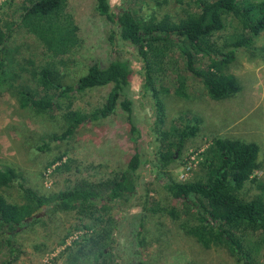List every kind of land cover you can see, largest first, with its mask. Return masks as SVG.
Returning <instances> with one entry per match:
<instances>
[{"label": "trees", "instance_id": "obj_1", "mask_svg": "<svg viewBox=\"0 0 264 264\" xmlns=\"http://www.w3.org/2000/svg\"><path fill=\"white\" fill-rule=\"evenodd\" d=\"M22 6L14 26L24 29L42 45L46 61L37 71L30 73L29 84L15 86L18 105L36 115L60 112L58 133L48 134L38 149L49 150L52 143L68 141L82 123L79 110L73 109V96L99 87L110 89L102 108L93 119L114 114L117 107L125 113L135 152L126 168L112 173L104 180L80 178L64 190L40 194L19 184L21 204H11L0 194V247L5 246L12 257L13 240L9 232L38 223L26 222L37 209L47 207V213L74 212L86 221L85 236L67 248L68 264H114L112 245L115 241L117 220L109 212L112 205H128L136 194L141 164L138 140L139 129L134 120L133 101L128 95L133 70L131 62L114 53L107 64L99 59L87 60L86 72L69 79L66 72L74 62L72 56L80 47L78 26L67 10V0H28ZM172 19H158L152 14L148 19L138 17L128 0L113 8L110 0H96L94 10L110 28L109 41L131 47L143 71V89L150 94L156 114L154 132L159 146L153 166L157 177L166 176L165 169L181 151L186 138L199 131L197 124L163 129L165 106L158 88L159 72L156 62L163 53L178 52L185 59V69L201 81L211 100L220 101L235 96L241 89L237 77L228 72L239 49L250 50L252 56L264 48L255 47V41L264 33V0H192ZM0 43V85L17 77L10 66L14 62L5 41ZM164 55V54H163ZM264 60V57H263ZM11 70V71H10ZM12 87V86H11ZM13 88V87H12ZM259 148L255 143L239 139L215 138L197 154L198 172L191 179L176 181L168 177L164 188L169 196L180 201L179 210H171L176 219L180 214L191 217L196 226H185L188 235L194 236L205 247L224 245L229 253L243 264H254V253L264 245V185L260 193L250 200L240 196L244 183L257 168ZM56 157L49 166L56 165L54 173L70 172L71 160ZM15 178L12 169L0 167V188L8 187ZM250 181L254 182L255 178ZM254 237L255 243L250 242ZM138 264H146L139 262Z\"/></svg>", "mask_w": 264, "mask_h": 264}, {"label": "rangeland", "instance_id": "obj_2", "mask_svg": "<svg viewBox=\"0 0 264 264\" xmlns=\"http://www.w3.org/2000/svg\"><path fill=\"white\" fill-rule=\"evenodd\" d=\"M28 0H0V43L4 33L10 38L5 47L10 51V66L17 76L13 81L0 85V167L13 170L15 178L8 187H1L0 194L11 204L22 203L19 184L22 183L40 194L64 190L77 179L104 180L112 173L126 168L135 152L125 113L117 107L106 118L93 119L102 108L110 87H99L73 96V109L79 110L82 123L72 138L52 143L49 150L40 151L48 134L60 131V112L36 115L21 109L15 94L19 84L34 85L30 73L39 70L46 61L41 43L24 29L14 26L22 6ZM135 14L148 19L156 14L158 19L169 16L174 19L181 9L193 6L192 0H128ZM260 2L263 0H249ZM96 0H67V10L78 26L80 47L72 56L73 63L66 72L69 79L86 72L89 58L107 64L116 52L131 62L128 95L133 101L135 123L140 132L138 148L141 164L136 194L128 205H112L109 212L117 220L115 241L112 245L114 264H243L229 253L224 245L205 247L201 241L184 231V227L198 223L180 214L172 216L171 210H179L180 201L173 200L164 188L169 178L176 181L191 179L198 172L197 154L215 138L239 139L255 143L259 148L257 168L240 190L241 198L250 200L259 195V184L264 185V72L256 69L264 63V53L252 56L250 50L239 49L228 72L235 75L240 91L233 97L214 101L209 98L200 80L185 69V59L178 53H163L156 62L159 72L158 88L165 106L163 129L197 124L199 131L186 138L181 151L165 169L166 176L157 177L153 166L159 143L154 132L156 114L150 94L143 89V71L135 51L126 44L112 45L110 28L95 10ZM123 0H110L113 8ZM255 47L264 48V33L255 41ZM10 70V71H11ZM13 88H12V87ZM71 160L67 174L54 173L56 165L49 166L56 157ZM38 210V209H37ZM44 214L38 223L11 232L14 244L12 257L5 246L0 247V264H68L67 248L85 236L86 221L78 219L74 212ZM254 237L250 242L255 243ZM254 253V264H264V245Z\"/></svg>", "mask_w": 264, "mask_h": 264}, {"label": "water", "instance_id": "obj_3", "mask_svg": "<svg viewBox=\"0 0 264 264\" xmlns=\"http://www.w3.org/2000/svg\"><path fill=\"white\" fill-rule=\"evenodd\" d=\"M47 209L46 206H42L38 210H36L29 218H27L25 221L29 222L31 220H37L41 215L44 214V211Z\"/></svg>", "mask_w": 264, "mask_h": 264}, {"label": "crops", "instance_id": "obj_4", "mask_svg": "<svg viewBox=\"0 0 264 264\" xmlns=\"http://www.w3.org/2000/svg\"><path fill=\"white\" fill-rule=\"evenodd\" d=\"M256 70H257L256 73H261L262 71L264 72V63H262V65H260L258 69ZM263 137H264V134H263Z\"/></svg>", "mask_w": 264, "mask_h": 264}, {"label": "flooded vegetation", "instance_id": "obj_5", "mask_svg": "<svg viewBox=\"0 0 264 264\" xmlns=\"http://www.w3.org/2000/svg\"><path fill=\"white\" fill-rule=\"evenodd\" d=\"M41 208V207H40Z\"/></svg>", "mask_w": 264, "mask_h": 264}]
</instances>
